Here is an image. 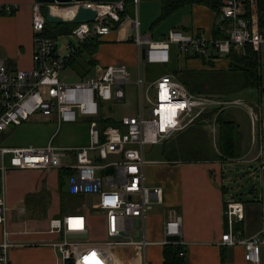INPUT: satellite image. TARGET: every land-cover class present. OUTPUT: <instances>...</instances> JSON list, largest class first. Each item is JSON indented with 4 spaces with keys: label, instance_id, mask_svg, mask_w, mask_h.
<instances>
[{
    "label": "built area",
    "instance_id": "obj_1",
    "mask_svg": "<svg viewBox=\"0 0 264 264\" xmlns=\"http://www.w3.org/2000/svg\"><path fill=\"white\" fill-rule=\"evenodd\" d=\"M141 2L73 0L67 4L50 5L34 1L33 68L14 69L0 57V173H5L9 169L8 165L23 171L69 170L70 192L96 196L97 202L92 207L105 216L107 239L100 242L85 241L89 237L90 224L85 213L60 215L49 221V231L59 236L55 246L65 262L109 264L103 249L127 247L139 253L141 264H150L146 251L152 245H178L182 248L180 256L184 257L181 215L176 214L164 223V240L161 243L151 242L147 238L149 213L154 205L163 204L164 200L162 187L150 186L147 182L144 148L162 144L199 122L207 123L215 144L217 117L232 107H243L249 111L253 146L258 140L256 127L260 123L261 150L252 160L261 161L260 173L264 174L261 105H256L259 114L240 98L227 100L194 94L171 73L160 76L144 92L142 77V64L168 65L173 55L213 63L234 53L246 55L247 49H251L260 58L264 54V6H261V0H223L216 13L213 34L204 29H174L160 40L141 33ZM54 7L69 17L53 12ZM80 7L97 11L95 20L77 24L69 33L56 37L45 35L48 8L56 16L73 20ZM128 7L132 8L133 15L128 13ZM14 11L15 6L0 4V14L10 15ZM127 22L131 23L134 30L132 42L139 53L135 83L131 85L130 71L121 63L106 67L97 64L90 75L75 83L66 81L63 74L69 62L79 54L82 45L101 40ZM60 38L64 39L62 46ZM62 50L64 53H61ZM130 86L135 88L136 113L106 122L112 120L106 116V110L111 105L125 101ZM153 88L155 94L151 98L149 93ZM145 100L149 105L148 118L144 117ZM208 114H212L210 122L209 117H206ZM35 116L58 125L48 145H2L3 135L11 126L30 122ZM80 118L88 123V144L74 147L54 145L53 141L62 126L77 124ZM106 160L109 162L104 163ZM98 173L106 176L105 180ZM224 214L226 231L221 238V246H243L245 260L250 264H261L264 251V205L262 229L249 239L237 237L234 230L237 220H243V203L236 200L228 202ZM5 221V199L0 192V225L4 226ZM83 235H87V238L80 237ZM172 236L178 237L179 241H168L167 238ZM12 248L9 232L3 228L0 264H13L10 256Z\"/></svg>",
    "mask_w": 264,
    "mask_h": 264
},
{
    "label": "crops",
    "instance_id": "obj_2",
    "mask_svg": "<svg viewBox=\"0 0 264 264\" xmlns=\"http://www.w3.org/2000/svg\"><path fill=\"white\" fill-rule=\"evenodd\" d=\"M34 1L36 0H0L2 5H13L16 7V11L10 15L0 14V57L5 59L7 64L14 69L31 70L33 68L32 4ZM194 7L203 8V10L209 12H205L206 14L198 20L196 18L197 22L196 20L194 21L195 24L192 22V29H188L184 21L180 27L175 29L185 31L204 29L213 34L216 13L206 6L193 5ZM132 29L131 23L127 22L123 27L115 29L99 40L105 46H109L112 49H123V51L111 56L102 52L100 55L99 50H97L92 55L93 60L101 66L121 63L129 70V66L133 65L134 62H132L131 55L124 51L128 47L136 51L138 64V49L133 43H130L134 33ZM61 53H64V50ZM81 62L79 59L69 62L63 74L67 81L76 76L81 79L90 75L88 74L90 69L88 72H84V70L77 68ZM84 62L88 63L85 60ZM173 62L183 71H208L212 69L226 71L230 64L228 59L226 61L219 59L213 63L206 62L205 64L203 60L186 59L177 55H174ZM181 62L183 64L182 68L180 67ZM183 62L186 63L184 64ZM216 64H218V67ZM156 72H158V69L149 68L145 64L144 70H142L144 83H149L148 86H150L158 79L159 77L155 75ZM130 95L133 97L134 103H136L134 86L129 87L126 101H128ZM118 105H122V103L111 105L106 110V116L111 117L112 121L120 120L126 115L136 113L134 110L125 115H117L116 108ZM226 112L232 116L231 108ZM232 118L236 121L233 116ZM208 119L210 122L211 119ZM205 129L209 131L206 122ZM218 130L217 124L215 139L216 145L218 144V147H216L219 150ZM240 131L243 134L241 127ZM208 134L211 139L209 132ZM145 161L147 182L150 186L162 187L164 200L163 204L154 205L149 213L146 223L148 240L158 244L161 243L164 240V223L172 216L178 214L183 219L181 239L184 242L183 250L185 251L186 264H250L245 260V249L243 246H221V238L226 231L225 206L228 202L235 200L233 197L226 199V194L229 191L224 186L222 167L224 162L171 163L162 158ZM257 174L262 176L263 196L260 199L258 197V199L255 198L256 200L243 201V220H237L234 225L236 236L241 239H249L257 235L262 229L264 174ZM38 176H40L39 171H9L8 169L3 173L0 192L3 193L5 199L6 221L4 226L0 225V240L2 239L3 228H6L9 232V239L13 243V248L10 252L13 264H65L59 249L55 246L59 241V236L49 231V221L60 215L72 213H64L61 207L57 208V210L52 207L54 196L58 199L61 197H58L56 193L54 194V190L60 185L59 171L46 172V182L44 184L40 180H36ZM45 185L51 198V205L46 209L40 207L37 203L36 205L33 203V198H35L33 195L40 193V188ZM96 202L97 197H93L91 204L93 205ZM77 212L85 213L90 220L92 219L89 211L85 209ZM105 230L104 222V232ZM100 241L103 240L95 239L92 242ZM103 251L107 253L106 257L109 264H125L122 262L123 260L126 264H141L139 253L133 248L103 249ZM147 251L146 257L150 264H164V246L150 247L148 253ZM261 264H264V251Z\"/></svg>",
    "mask_w": 264,
    "mask_h": 264
},
{
    "label": "rangeland",
    "instance_id": "obj_3",
    "mask_svg": "<svg viewBox=\"0 0 264 264\" xmlns=\"http://www.w3.org/2000/svg\"><path fill=\"white\" fill-rule=\"evenodd\" d=\"M261 6H264V0H261ZM167 7L168 4L162 0H142L139 7V19L141 23V33L143 35L149 34L152 35L154 40H159V38L161 39L162 36L166 35L170 30L180 27L183 21L188 26V29H192V22L195 24L194 21L196 18L198 20L201 16L209 12L203 10V8H193L191 5L183 6L176 11H168L166 10ZM128 13L133 15L131 7H128ZM59 40L60 45L62 46V41H64V39L62 40V38H60ZM130 43L133 42L130 41ZM95 46L98 47L99 54L102 52L105 55L115 56L118 52L123 51V49H112L109 46H105L104 43L95 42ZM124 51L128 55H131L132 62H134L133 65L129 66V71L131 73L130 82L135 83L138 78L136 51L128 47L125 48ZM250 52L253 51L251 49H247L246 54ZM84 60L86 62L93 60V57L87 52L86 48H84ZM222 60L226 61L227 58ZM253 62H255V65L253 66H248L242 62H236L235 64L237 66L234 67L230 72L218 74V76H216L213 72L210 73L211 75L204 76L209 79V82L212 85V93H210L211 96H216L227 100L240 98L244 101V103L254 107L259 114L260 110L258 107H256V105L262 106V147L264 149V54L260 58L256 55V60ZM100 63H102V61H100ZM183 63L185 64L186 62ZM216 66L218 67V64H216ZM144 67L145 64H143L142 70H144ZM148 67L158 69V72H156L155 75L160 77L162 74L166 73L165 71L168 70L169 65H149ZM180 67H183L182 62ZM152 78H150V80H152ZM79 80V77L76 76L75 78H71V80L66 81L69 83H75ZM216 82H218V84H216ZM148 85L149 83H144V92H146ZM154 94L155 90L153 88L151 89L149 95L151 98H154ZM143 106L144 117L148 118L149 105L146 103V100L144 101ZM136 108L137 105L134 103L133 97L130 95L128 101L125 100L122 102V105H118L116 108V113L117 115H125L133 112L134 110L137 111ZM231 114L236 119L238 124H240L241 130L243 132V134L241 133L243 138V153L240 158H227L224 161H216L221 163L224 162L222 164L224 186L226 190L229 191V193L226 194V199L233 197L235 200H239L242 203L243 201H252L258 198L260 199L263 196V180L262 176H259L257 173H260L261 161L252 160L258 156L261 150L260 123H258L256 127L258 140L256 146H253V130L251 118L247 108H231ZM57 130V123L50 122L49 120L43 119L40 116H35L30 122H25L20 126H11L10 129L3 135L2 145L5 147H44L48 145L50 139L57 132ZM176 139L177 138L170 140L169 143ZM210 140L211 144L214 145V148L218 150V144H214L212 137ZM53 144L59 147L86 146L88 144V123L86 120L80 118L77 124H64L54 139ZM165 144L166 143L155 146H145V160L150 161L161 158L164 159L163 152ZM94 156H96V154H94ZM107 162H109V160L104 161V163ZM8 168L9 171H17L16 169L11 168L9 165ZM39 173L40 176H38L36 180H40V182L44 184L46 182V172L39 171ZM2 175L3 174L1 173V179ZM98 175L102 177L103 180H105L106 176H103L101 173H98ZM55 193L58 195V197L61 196V200H59L60 198L58 199L56 196H54L52 202L53 209L57 210V208L61 207L64 213H76L78 210L82 211L84 209L89 211V215L92 219H89V237L85 239L86 242L94 241L95 239L103 241L107 239L106 233L104 232L105 216L101 211H94L91 204L92 198L96 196L92 194L86 195L85 193H71L69 177L63 178L62 184L54 190V194ZM42 195L48 196L47 198L45 197V199L43 198L44 204L40 205V207L46 209L51 205L50 193L46 189V185L40 188V193L33 195L35 196V198H33V203H35V205L36 203L39 205V200L42 198ZM154 246L158 245L149 246L147 250L149 251V248ZM122 262L126 264L124 260Z\"/></svg>",
    "mask_w": 264,
    "mask_h": 264
},
{
    "label": "trees",
    "instance_id": "obj_4",
    "mask_svg": "<svg viewBox=\"0 0 264 264\" xmlns=\"http://www.w3.org/2000/svg\"><path fill=\"white\" fill-rule=\"evenodd\" d=\"M108 1V0H103ZM168 7V11H176L177 9L186 6V5H201L206 6L213 10L215 13L218 12L219 6L222 0H162ZM75 25L69 24H56L50 25L47 24L45 35L50 37H56L63 33H69ZM95 42L100 43L99 40L91 42L89 44L82 45L80 52L75 57V60H81L82 62L78 65L77 68L84 70V72H90L96 66V62L91 60L88 63L84 62V48L87 49V52L92 56L94 55L98 47L95 46ZM174 57V55H173ZM172 61L168 67V70L165 71V74H173L176 78L183 83L192 93L201 94V95H210L212 90V85L209 82V79L204 75H211L213 73L218 76V74H225L230 72L237 65L236 62H242L248 66L255 65L254 60H256V54L253 52L247 53L246 55H238L236 53L230 55L227 59L230 61L229 68L227 71H221L212 69L211 71L201 70V71H190V70H180L176 63ZM72 59V60H74ZM206 64V61H205ZM149 66V65H148ZM236 69V68H235ZM87 74V75H88ZM162 74L161 76L165 75ZM214 75V76H215ZM218 84V82H216ZM212 114H208L206 117L210 118ZM106 122H112V120H107ZM217 124L219 127V150H216L211 144V140L208 134V131L205 129V123L199 122L195 125L189 127L187 130L176 135L170 140L164 142V152L163 157L165 161L176 163H192V162H205V161H224L227 158L236 159L240 158L243 153L242 144L243 138L241 135L239 124L229 115L226 111L221 112L217 117ZM217 153V154H215ZM71 172L69 170H60L59 178L60 185L63 182V178L67 177ZM1 181V173H0ZM45 194V193H44ZM47 194V193H46ZM48 196L42 195V198L39 200V205L44 204L43 198L45 199ZM182 248L178 245H166L164 246V264H186L185 257H181L180 253ZM65 264H74L72 261H67Z\"/></svg>",
    "mask_w": 264,
    "mask_h": 264
},
{
    "label": "water",
    "instance_id": "obj_5",
    "mask_svg": "<svg viewBox=\"0 0 264 264\" xmlns=\"http://www.w3.org/2000/svg\"><path fill=\"white\" fill-rule=\"evenodd\" d=\"M37 2L44 3V4H50L53 5L55 3L59 4H67L73 0H36ZM77 1H92V2H99L101 0H77ZM47 23L48 24H69V25H77L81 23H90L95 20L97 17V11L87 9L85 7H80L78 9L77 15L73 20H65L62 17L56 16L52 13L51 9H47ZM76 236H73L75 238ZM81 238H87V235L80 236ZM79 237V238H80ZM168 241L170 242H177L179 241V238L176 236L168 237ZM121 264V263H118Z\"/></svg>",
    "mask_w": 264,
    "mask_h": 264
},
{
    "label": "bare ground",
    "instance_id": "obj_6",
    "mask_svg": "<svg viewBox=\"0 0 264 264\" xmlns=\"http://www.w3.org/2000/svg\"><path fill=\"white\" fill-rule=\"evenodd\" d=\"M52 10H53V12H55V13H57V14H60V15L63 16V17H69V15H67L65 12L59 10L58 8H55V7H54Z\"/></svg>",
    "mask_w": 264,
    "mask_h": 264
}]
</instances>
